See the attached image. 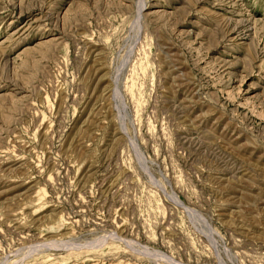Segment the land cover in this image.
Here are the masks:
<instances>
[{"label": "rangeland", "instance_id": "374dc122", "mask_svg": "<svg viewBox=\"0 0 264 264\" xmlns=\"http://www.w3.org/2000/svg\"><path fill=\"white\" fill-rule=\"evenodd\" d=\"M0 264H264V0H0Z\"/></svg>", "mask_w": 264, "mask_h": 264}]
</instances>
